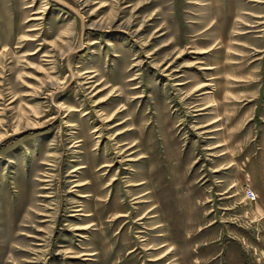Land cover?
Wrapping results in <instances>:
<instances>
[{
    "label": "rangeland",
    "instance_id": "rangeland-1",
    "mask_svg": "<svg viewBox=\"0 0 264 264\" xmlns=\"http://www.w3.org/2000/svg\"><path fill=\"white\" fill-rule=\"evenodd\" d=\"M0 264H264V0H0Z\"/></svg>",
    "mask_w": 264,
    "mask_h": 264
},
{
    "label": "built area",
    "instance_id": "built-area-1",
    "mask_svg": "<svg viewBox=\"0 0 264 264\" xmlns=\"http://www.w3.org/2000/svg\"><path fill=\"white\" fill-rule=\"evenodd\" d=\"M244 194H245L246 198L249 199L250 201H253L256 198V195L251 188L245 189Z\"/></svg>",
    "mask_w": 264,
    "mask_h": 264
}]
</instances>
